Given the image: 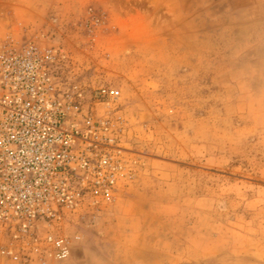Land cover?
<instances>
[{"label":"rangeland","instance_id":"1","mask_svg":"<svg viewBox=\"0 0 264 264\" xmlns=\"http://www.w3.org/2000/svg\"><path fill=\"white\" fill-rule=\"evenodd\" d=\"M0 41L117 88L136 159L69 217L67 259L0 264H264V0H0Z\"/></svg>","mask_w":264,"mask_h":264},{"label":"built area","instance_id":"2","mask_svg":"<svg viewBox=\"0 0 264 264\" xmlns=\"http://www.w3.org/2000/svg\"><path fill=\"white\" fill-rule=\"evenodd\" d=\"M60 57L0 41V250L14 258L67 259L69 217L110 203L135 171L120 91L62 80Z\"/></svg>","mask_w":264,"mask_h":264}]
</instances>
